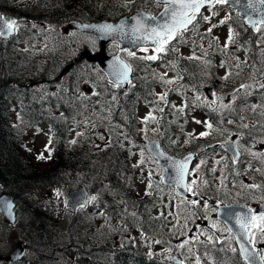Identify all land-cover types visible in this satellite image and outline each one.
Masks as SVG:
<instances>
[{
	"label": "rangeland",
	"instance_id": "rangeland-1",
	"mask_svg": "<svg viewBox=\"0 0 264 264\" xmlns=\"http://www.w3.org/2000/svg\"><path fill=\"white\" fill-rule=\"evenodd\" d=\"M104 2L106 5L102 7ZM5 4L4 10L16 17L19 12H26L30 17L35 13L27 7L34 5L35 0H7ZM215 6L204 9L194 24L178 33L165 47L166 51L159 53L156 62L142 58L156 55L152 50L140 49L134 51L135 56H129V50L116 44L102 47L97 38L70 28L71 23L80 20L54 28L24 17V24L16 27L12 43L0 41V48L5 50H0L1 72L3 62L14 63V59H18L21 64L16 72L22 82L33 84L45 80L49 83L44 82L38 88L42 94L47 97L55 90L52 95L61 94L62 98L70 100L66 102L72 114L68 121L69 147L78 149V145L83 144L121 147L129 158V184L141 198L154 204L147 211L149 219L161 221L159 235L154 232L146 236L138 231L128 234L127 216L108 210L101 201L100 191L95 192L90 204L73 213L67 204L69 190L95 186V178L89 174L76 176V180L67 177L62 183L20 194H17L18 189L6 190L0 186V196L16 194L13 200L17 203L18 216L12 225L0 213V264H73V235L84 232L86 227L92 230L90 236L95 245L104 237L112 238L114 243L133 238L142 245L145 254L151 257L157 254L170 263L176 256L181 264H245L243 259L237 261L234 255L228 257L220 252L221 248L234 252L236 244L226 225L217 218V208L244 205L254 209L264 201L261 194L264 187V100L261 103L257 100V97L264 99V27L257 31L259 49L251 59L255 54L247 51L254 50L251 44L248 48L234 44V22L229 8ZM91 7L90 10L95 9L99 15L93 22H117L142 11L155 16L163 4L157 0H97L96 3L91 0ZM103 16L106 18L102 19ZM102 51L107 55H120L133 69L128 88L147 89V99L135 100L134 113L129 114L121 107L124 93H115L128 88L111 84L97 62L88 60L89 55ZM7 52L9 56H5ZM56 61L64 66L53 67ZM189 66L199 70L194 80L201 82L202 91L186 86L189 79L185 68ZM8 69L12 70L10 66ZM247 70L249 75L244 74ZM10 72L16 77L13 70ZM3 76L5 74L0 75V83L6 81ZM98 90L105 91L99 95L103 103L93 101ZM63 94L69 95L68 98ZM233 95H237L235 100H231ZM187 97L195 107L205 98L211 108H219L215 119L207 118L198 110L187 112ZM73 99L80 105L79 112L74 110ZM13 106L16 109L11 114L13 122L22 133V141L33 160L51 162L55 147L51 143L50 129L46 125L30 128L24 125L15 115V111L18 113L15 102ZM209 124L211 128L207 127ZM202 132L207 135L201 136ZM248 136L253 139L246 142ZM156 140L168 153L175 151L177 158L192 147L201 149L202 156L194 163L188 184L190 191L200 198L198 202L193 203L162 183L164 169L145 145ZM232 142L242 153L238 163H234L224 149L225 144ZM260 229H264V221L258 219L250 230L251 241L264 256V231ZM17 250L23 256L14 261L9 259Z\"/></svg>",
	"mask_w": 264,
	"mask_h": 264
},
{
	"label": "trees",
	"instance_id": "trees-1",
	"mask_svg": "<svg viewBox=\"0 0 264 264\" xmlns=\"http://www.w3.org/2000/svg\"><path fill=\"white\" fill-rule=\"evenodd\" d=\"M5 1L7 2V0H0V12L7 15V11L3 8L6 6ZM94 1L95 3L97 2V0ZM105 5L106 2L103 3L102 7ZM27 7L35 10V13H38L39 16L34 13L30 17L26 12L17 13L19 17H16L13 13L8 15L16 19L25 17L33 22L42 21L47 26H53L54 28H60L67 22L76 20L93 22L99 16L97 12H94L95 9L90 10V8L92 9L91 0H74V2L71 0H35L34 5ZM220 7H223V5L215 6V8ZM228 10L232 14L234 22L233 33L234 39H236L234 44L238 48L242 46L248 48L247 46L251 44L250 47L253 46L254 50L247 51L248 53L249 51L252 54L255 53L252 55V59L253 56H256V52L259 49L258 42H260V39L257 33L246 27L236 11L231 8ZM43 16L45 17L43 18ZM105 18L104 16L102 17V19ZM20 64L21 62L18 59H14V63H10V61L3 62V73L5 76H8V72L13 70L16 77H13V73L10 72L11 76H8L4 83H0L3 84V87H0V186L6 190L18 189L20 192H17V194H20L27 193L26 191L28 190L34 191L42 186L62 183L67 177L76 180V176L89 174L96 181L95 186L91 187L90 190L94 194L97 191L102 193L103 200L101 201L106 203L108 210L127 216L126 227H129L128 234L133 231H138L146 236L154 232L157 235L161 234L160 219H149L147 213L153 208L154 204L151 203L150 205L147 199L141 198L133 185L128 182L127 173L129 167L127 164L129 158H127L122 148L115 145H107L101 148L95 147V144L78 145V149L74 148V146L69 147L70 126L68 121L72 114L66 102L70 100L62 98L61 94L52 95L53 93H51L47 94L46 97L38 89L20 88L19 86L23 83L16 72ZM8 66L12 70H9ZM24 67L27 68V66ZM185 69V74L188 75L187 78L189 79L186 86L198 87V90L202 91L200 89L201 82L194 80L196 78L195 75L199 74L197 73L199 70L190 66ZM244 74L249 75L250 73L247 70ZM238 79L243 80L242 78ZM241 83H245V81ZM208 85L214 84L213 82H208ZM104 92L100 90L96 92L98 96L95 97L96 99L93 98L94 103H103L99 95H103ZM146 92L147 89H138V87L132 86L128 89L118 90L115 93L119 95L124 93L120 104L130 114L131 112L134 113L132 108L135 107L137 98L147 99ZM62 96L68 98L69 95L63 94ZM203 99L206 102L201 100L195 107L196 105L191 104L190 99L187 97V112L198 110L207 118L215 119L219 108H211L207 99ZM127 100L128 102H126ZM13 102L16 103L18 111V113L15 111V115L19 116L20 122L24 125L29 128L46 125L50 129L52 134L51 143L55 147V154L52 153L51 162L33 160L31 154L25 148V144L22 141V133L19 132L16 122H13V116L11 115L13 112L9 113ZM73 102L74 106H76L74 110L79 112L80 105L74 99ZM237 115L238 117L241 116L240 113H237ZM252 139L253 137L248 136L246 142ZM200 150V148L195 146L192 147L190 152L200 155ZM173 152L175 153V151ZM174 153L171 154L175 155ZM204 177L208 179L207 175ZM261 194L264 195V187ZM10 197L15 199L17 196L13 193L10 194ZM75 223L77 225L76 220H74ZM74 224L71 225V229L74 228ZM91 232L92 230L86 227L84 232L76 233L78 235L72 234L74 237L73 264H172L160 259L157 254L153 257L150 254H145L142 245L138 241L135 242L136 240L133 238L114 243L112 238L104 237L102 238L103 240H99L95 245L90 236ZM63 250L69 252L65 249ZM220 252L226 253L228 257L234 255L237 261L242 260L236 248L234 252H227L221 248Z\"/></svg>",
	"mask_w": 264,
	"mask_h": 264
},
{
	"label": "water",
	"instance_id": "water-1",
	"mask_svg": "<svg viewBox=\"0 0 264 264\" xmlns=\"http://www.w3.org/2000/svg\"><path fill=\"white\" fill-rule=\"evenodd\" d=\"M199 2V0H197ZM161 4H164V0H160ZM216 0H203L202 6L200 7L199 11L195 13V18L193 19L191 24H188L186 29L189 28L194 22L197 20V18L201 15L203 10L207 7H210L214 4H216ZM247 3H253L255 5V8H247ZM225 6H228L235 10L238 15L243 19L244 24L252 29L254 32H257L260 26H264V8L258 3V0H241L240 3H236L235 0H229V3L224 4ZM166 9L163 6L161 11L155 15L157 17L156 21L148 20L147 23L150 24L152 27H156L159 24H163L165 19H169L168 16L165 15ZM189 15H191V11L189 12ZM0 16L2 14L0 13ZM152 15L147 13L146 11H142L139 13H135L134 15L130 17H123L118 22H112V21H100V22H91V23H85V22H74L70 24V27L74 29L75 31L82 33V34H88L95 38H97L102 47L106 46L107 44H118L119 48L124 49L127 48L129 51H138L140 49H154L158 47L156 43H154L153 39L149 37V34L147 31H144L143 29L135 35L131 33V28L136 23V18L144 19L145 17H151ZM7 19L13 20L12 17L5 15L4 16ZM251 21V22H250ZM96 26V27H86V26ZM103 25H112L114 28L117 26H122L123 30L127 35H125L123 38H119L118 34L116 39H113L112 37H106L101 35L100 32L97 31V29L100 26ZM186 29H180L178 33L186 30ZM15 29L13 28L12 31L8 32L5 31L3 35H1L2 39H9L14 35ZM137 37L139 39L137 40ZM175 39L171 40L169 43L173 42ZM166 46V45H165ZM164 46V47H165ZM88 60L92 63L97 62L99 68L105 73L107 79L115 84V85H122L124 88H128L132 81L133 76V70L131 68V71L128 73V79L127 80H118L116 76L113 75L114 71V65H123L127 64L129 65L120 55H107L104 51L96 54V55H89ZM211 95V92L208 91ZM236 96H231V100H233ZM147 146L149 152L155 157L158 164L163 167L165 170L164 178H163V184L169 187H174L179 194L190 198L193 201H198V197L195 195H191L188 190V179H189V173L190 169L192 167V164L196 158L194 154H189L181 159L175 158L174 156L166 153L159 141H148L145 143ZM158 146V148L156 147ZM226 151L232 155L234 161H238L241 157V153L237 146L232 142L225 145ZM158 152H163L164 155H158ZM173 162H177V164L184 162L186 163V171L184 175V179L182 181L183 185H186L187 187L181 186V184L176 182L175 179V168L173 167ZM94 193L90 191L86 186H82L78 190H69L68 194V201L67 204L71 208L73 213L78 212V210L81 207H85L88 204L92 202L93 199L91 197H94ZM234 209H236L238 212L247 213L249 207L244 205H228ZM17 203L7 194H3L0 196V213L3 214L8 221L9 224H15L17 222ZM252 210V209H251ZM264 210V202L261 203L257 209L254 210L255 218L253 219L252 223L248 225V228L246 229L247 232V240L241 241L239 239V225L235 223V221H226L223 215V206L219 207L217 210V217L219 220H221L226 227L229 229H232L230 231L234 238L235 243L237 245V248L241 254L240 251V244L243 242L246 244V246L249 247L250 250L254 248L251 241V235H250V228L254 225V222L256 221V218L258 215H260L261 211ZM254 250L259 254L262 255L261 251L258 249ZM23 256V253H20L18 250L15 254H13L9 259L15 260L17 258H20ZM242 258L243 255L241 254ZM173 264H181L182 262L175 256L173 258V261H171Z\"/></svg>",
	"mask_w": 264,
	"mask_h": 264
},
{
	"label": "snow or ice",
	"instance_id": "snow-or-ice-1",
	"mask_svg": "<svg viewBox=\"0 0 264 264\" xmlns=\"http://www.w3.org/2000/svg\"><path fill=\"white\" fill-rule=\"evenodd\" d=\"M160 0H157L159 3ZM217 3L220 4H227L229 0H216ZM236 3H240L241 0H235ZM203 0H164V7L166 9L165 15L169 17V19H165L163 24H159L156 27H152L150 24L147 23L148 20L156 21V16L145 17L144 19L136 18L135 25L131 28V33L135 35V33L141 31H147L149 37L153 39L154 43L158 45L154 49L155 53H161L166 51L165 45H168L169 42L176 38V34L180 29H186L188 24H191L193 19L195 18V13L199 11L200 7L202 6ZM258 3L264 8V0H258ZM247 8H255L253 3H247ZM191 11V15L189 12ZM204 19H209L208 17H203ZM251 22V21H250ZM15 20H10L5 18L4 16H0V35H3L5 31H12L13 28L16 26ZM224 23V21H221ZM86 27H96V26H86ZM101 35L106 37H112L113 39L117 38L118 34L119 38H123L127 33L124 32L122 26L113 27L112 25H103L97 29ZM210 31V29H209ZM139 37H137V40ZM230 39V38H229ZM147 51V48L143 49ZM129 56H135V52L130 51L128 52ZM143 59L148 60H155L157 59V55H149L146 57H142ZM131 71V67L127 64L123 65H114L113 75L117 77L118 80H127L128 73ZM164 99L163 96L160 97ZM145 119H148L146 117ZM199 123V121H197ZM207 127L211 128V125H207ZM201 136L207 135L206 132L200 133ZM158 148V146H156ZM143 155V153H141ZM158 155H164L163 152H158ZM38 158H42L38 157ZM142 162V161H141ZM173 167L175 168V179L176 182L181 184V186L187 187L186 185L182 184L184 179L185 171H186V163L181 162L177 164V162H173ZM199 168V165H197ZM59 194V193H58ZM196 193H193L195 195ZM91 199H95V197H91ZM196 203V201H193ZM207 207V205H205ZM216 209H214L215 211ZM223 215L226 221H235L236 224L239 225V239L241 241L247 240V232L246 229L248 225L252 223L253 219L255 218L254 210L249 209L247 213L238 212L236 209L225 205L223 206ZM259 220L264 221V210L261 211L260 216L258 217ZM264 231V229H260ZM232 231V229H229ZM251 243V241H249ZM235 251V249H233ZM240 251L243 255V259L245 264H264V256L259 255L254 248L252 250L246 246L245 243L240 244Z\"/></svg>",
	"mask_w": 264,
	"mask_h": 264
},
{
	"label": "flooded vegetation",
	"instance_id": "flooded-vegetation-1",
	"mask_svg": "<svg viewBox=\"0 0 264 264\" xmlns=\"http://www.w3.org/2000/svg\"><path fill=\"white\" fill-rule=\"evenodd\" d=\"M13 18V20H15L17 23H16V27H18V26H20V25H22V24H24V22H23V19H16V18H14V17H12ZM0 41H2L3 43H7V42H9V44L10 43H12L11 41L12 40H4V39H2L1 38V36H0ZM1 46V45H0ZM10 47H11V45H10ZM0 50L1 51H5L4 49H3V47L2 48H0ZM9 53L10 52H7V54L5 55V56H9ZM157 56L159 55V53H157L156 54ZM158 60V58L157 59H155V60H153V62H156ZM159 61V60H158ZM73 62H74V59H73ZM64 65H63V63H59V62H55V64H54V66L53 67H63ZM1 69H2V67H1ZM2 70H0V74H1V76L2 75H4V73L3 72H1ZM7 79L8 78V76H3V79ZM44 82H46L45 80L44 81H42V80H40V82H37V83H29V84H26V83H24V82H22L23 84L22 85H20L19 87L20 88H25V89H28V88H34V89H38V88H40V85L41 84H43ZM47 83H49V82H46V84ZM0 87H3V84H0ZM52 92V91H51ZM55 92V90L52 92V93H54ZM254 98L255 97H253V100H254ZM258 99V101H260V103L261 102H263L262 100H264L263 98H259V97H257ZM256 100V99H255ZM1 102V101H0ZM238 104H240V103H238ZM14 111V106H13V103H11V108L9 109V113H12Z\"/></svg>",
	"mask_w": 264,
	"mask_h": 264
}]
</instances>
